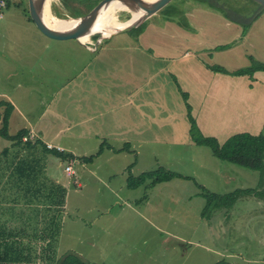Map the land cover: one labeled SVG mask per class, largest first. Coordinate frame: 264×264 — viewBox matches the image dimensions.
Instances as JSON below:
<instances>
[{
    "label": "crops",
    "instance_id": "0c3cea01",
    "mask_svg": "<svg viewBox=\"0 0 264 264\" xmlns=\"http://www.w3.org/2000/svg\"><path fill=\"white\" fill-rule=\"evenodd\" d=\"M59 1L65 9L61 0ZM99 1L95 0L94 6ZM185 1L194 5L193 8L189 10L182 6ZM234 1L219 0L218 5L224 8L230 4L229 15L205 2L181 0L171 6L169 2L166 6L170 7L171 12L166 10L168 13L164 16L162 13L165 6L137 26L139 28L135 27L129 32L116 33L99 41L96 34L83 42L74 39L81 53L86 51L93 56L89 61L81 59L64 65L60 59L47 62L39 60L52 44L65 43L71 38L50 37L26 17L30 21L29 25L32 24L38 32L29 33L25 37L26 44L22 49L26 51V56L19 60V66L37 74L46 72V67L49 66L56 75L55 79L63 84H60L54 95L45 100L44 108L37 114L25 112L19 107L26 101L25 92L17 93L15 98L2 92L1 96L6 99L0 100H6L13 106L9 123L15 114L18 115L16 117L21 122L19 124L22 128H27L32 140L38 138L48 147H60L73 154L76 161H79L74 153L76 147L73 143H63V137H76L83 142H89L85 141L88 139L97 140L100 152L92 160V165L106 173L96 172L95 168L89 166V174L97 177L103 174L97 181L106 185L109 184L105 182L106 177H113L111 181L116 182L111 184L118 187L115 190L117 199L124 202L129 199L128 193H134H125V189L136 191L142 186L129 187L128 177H137L157 169L161 164L158 160L162 145L168 151L177 152L174 147H189L191 153L196 152L198 144L190 135L187 103L200 134L214 137L219 144L236 133L264 134V70L234 75L238 69L251 65L250 57L264 63V54L263 57H258L245 48L250 46L257 47L258 50L264 49V9L255 18V14L242 18L241 6L234 4ZM244 25L247 26L245 31ZM225 54L228 57L224 61L218 60L219 55L224 57ZM227 60L232 62L228 63ZM70 67L71 72H75L73 76L68 74ZM219 67L224 71H218ZM35 68H40L42 72L38 73ZM19 88L18 83L17 89ZM194 98L195 103L192 102ZM21 114H25L27 119ZM101 138L103 139L100 140ZM128 152L134 155V160L126 155L130 154ZM182 157L193 161L192 154ZM170 158L176 160L179 156ZM154 159V163L146 164V160ZM221 161L224 162L222 166L217 164L215 167L216 171L219 167L222 168L217 171V176L224 182H236L237 177L241 176L239 170L226 165L228 161ZM139 163L140 168L136 171L135 167ZM163 166L168 168L167 165ZM250 171L247 173L253 183L245 184L253 186L259 183V174L255 170ZM99 172L101 173L98 175ZM184 176L188 178L174 177L154 185L148 182L152 186L150 190L157 189L155 194L163 188L175 190V181L180 183L193 178L190 175ZM55 182L59 183L58 180ZM77 185L80 186L81 183L77 182ZM3 186L2 184L1 188ZM67 190L68 186L63 210H67ZM146 190L148 192L147 188ZM180 196L186 202L194 201L201 215L206 204L203 190ZM9 198L7 201L19 205L14 201V196ZM4 200H1L2 207ZM9 208L12 213L6 212L4 207L0 208V238L9 232H17V237L20 238L19 226L24 220L19 219L20 212L13 207ZM128 212L135 215L144 213L139 209H128ZM61 213L63 217L68 215L64 211ZM29 240L22 237L23 242ZM32 242L36 245L41 240L32 239ZM2 252L1 247L0 257ZM37 260H31L30 264L39 263ZM39 260L46 264L45 260Z\"/></svg>",
    "mask_w": 264,
    "mask_h": 264
},
{
    "label": "rangeland",
    "instance_id": "374dc122",
    "mask_svg": "<svg viewBox=\"0 0 264 264\" xmlns=\"http://www.w3.org/2000/svg\"><path fill=\"white\" fill-rule=\"evenodd\" d=\"M178 1L181 0L168 3L171 6ZM235 3L241 6L242 18L251 17L262 8L261 4L253 0H235ZM183 5L189 10L194 6L189 1L183 2ZM47 7L55 17L74 18L62 7L59 0H50ZM168 9L172 11L169 6H166L162 14H167ZM27 11V0H0V99H6L1 96L2 92L13 98L17 93L25 92L26 101L19 107L25 112L31 111L30 113L37 114L44 108L45 100L54 95L63 83L55 79L56 75L49 66L46 67V72L35 68L42 74L31 73L19 66V60L26 56V51L22 49L26 44L25 37L29 33L38 32L31 23L29 25ZM130 16L131 13L127 10L117 12V19L121 22L128 20ZM79 48L74 39H68L65 43H54L39 61L60 59L64 65L81 59L82 61L91 60L93 55L86 51L81 53ZM245 48L250 54L263 57L264 49L258 50L257 47L250 46ZM80 53L82 55H79ZM226 57H228L226 54L224 57L219 55L218 60L224 61ZM227 62L232 61L227 60ZM68 74L71 76L75 74L74 70L71 72V67ZM18 83L19 89H17ZM30 84L32 86L29 87ZM192 102L195 103V98ZM2 110L3 106L0 107V113ZM16 116L18 115L15 114L9 123L8 130L11 134L22 128ZM21 116L27 119L25 114ZM26 138L24 137L23 140ZM85 141L89 142L79 141L76 137H63V143H73L76 147L74 153L79 158V161H76L75 159L62 160L51 152L41 151L40 148L37 150L33 148L36 152L29 154L24 145H14L13 142L0 136V208L4 207L6 212L12 213L9 207H13L20 212L19 219L25 221L19 226L24 232L20 231L23 237L29 240L39 228L47 233L51 231L49 209L47 206L44 208L43 205L45 194L52 183L49 178H52L53 182L58 180L60 185L68 186L69 192L67 210H63L68 215L63 217V213L60 212L56 218L54 248L58 256L73 251L93 264L103 262L109 264H264V168L257 171L259 183L252 186L245 184L253 183L247 173V171L251 172L250 169L226 162V165L238 169L241 173L236 182L231 184L217 176L220 167L218 166L217 171L215 167L217 164L222 166L223 161L215 157L209 147L197 145L196 152L192 153L189 147H174L177 152H180L177 153L174 150L168 151L167 147L162 145L158 160L161 164L158 168H164L163 165H167V170L190 175L193 178L180 183L175 181L177 182L175 187L173 186L175 190L163 188L158 194H155L157 189L150 190L152 186L148 182L151 179L144 178L138 182L142 185L140 189L124 190L125 193L134 192L128 193L129 199L124 202L117 199L115 190H118V187L111 184L116 182V180L111 181L113 177H106L105 182L109 183L107 185L97 181L98 177L103 175L99 174L105 172L92 165V160L99 151L97 148L99 142L93 139ZM5 147L8 149L6 154L2 153ZM93 154L95 156L91 161L86 162L82 159L84 156ZM189 154L193 155V161H187L182 157ZM32 155L38 158L35 163L36 176H19L14 169L15 165L25 157L31 159ZM126 155L130 156V160L135 159L131 153ZM171 156H179V159L176 158L179 161L170 158ZM172 160L176 162L173 163ZM155 161L156 159L146 160V164ZM4 163L9 166L7 167ZM66 165H71L72 173L68 174L64 170ZM89 166L95 168L96 172L101 171L98 177L89 174L91 172ZM137 168H140V163L135 167L136 171H138ZM77 182L81 185H77ZM2 184L4 186L1 188ZM239 188H253L254 191L234 195L235 200L228 207L210 210L203 208L201 215L194 201L186 202L180 196L199 189L225 194ZM120 194L123 193L120 192ZM11 196H14L18 206L7 201ZM2 199L6 200L3 202V207ZM128 209H139L144 213L135 215L129 213ZM37 262L42 264L40 260Z\"/></svg>",
    "mask_w": 264,
    "mask_h": 264
},
{
    "label": "trees",
    "instance_id": "16d2710c",
    "mask_svg": "<svg viewBox=\"0 0 264 264\" xmlns=\"http://www.w3.org/2000/svg\"><path fill=\"white\" fill-rule=\"evenodd\" d=\"M194 1L205 2L212 7H218V9H222L225 15H229L230 13V8H228L230 7V4L227 8H224L221 5H218L219 0ZM61 2L69 14L74 17L87 13L96 3L95 0H61ZM263 9L264 6H262L259 11L254 13L255 15L253 18H255V16ZM28 18L32 21L29 16ZM246 27L247 26L244 25V31L246 30ZM250 60L251 65L249 67L238 69L234 72V75L244 73L252 74L254 71L264 70V63L258 62L253 57H250ZM217 69L218 71H224L220 67ZM184 98L186 99L185 95ZM2 106L3 110L0 113V136L2 138L13 142L14 145H24L28 149L29 154L35 153L36 150L40 148L41 151L51 152L62 160H70L74 158L73 154L60 150L56 147H48L38 138L32 140L31 137L29 138L27 128H21L14 134H10L8 130L9 118L13 106L6 100H0V107ZM186 108L188 112V120L190 122V135L196 144L208 146L213 155L221 160L235 163L255 171L262 170L264 168V134L260 133L258 135H253L247 132L236 133L230 136L223 144H219L214 137H204L200 134L195 120L190 114V105L188 103L186 104ZM24 137H27L26 140H23ZM33 148H36V150ZM7 150V147L3 148L2 153L6 154ZM99 152L100 150L97 153ZM94 156L95 154L84 156L82 159L88 162L91 161ZM37 159L38 158L36 157L34 158V155H32L31 159L30 157H25L23 160L20 159L14 169L19 173V176L31 177V175H33V177H35V163ZM174 177L188 178L183 174L172 172L164 168H158L153 171L144 172L142 175L137 177L129 176L128 185L129 187H135L139 185L140 183L138 182L144 178H150V184H156ZM49 179L52 183L48 187V192L45 194L44 205L43 203L40 204L43 205L44 208L47 206L49 209V215L51 216V231L47 233L44 229H38L35 233H33L32 238H30L28 242L22 241L23 236L21 234V237L18 238L17 232L4 234V236L0 238V248H3V252L0 257V264H30L31 260L37 259H41V261L45 260L46 264H93L84 260L81 255L73 251L61 254L60 256L57 255V251L54 248V236L57 229L56 218L58 214L63 211L65 206L66 187L60 185V183L53 182L52 178ZM252 191H254L253 188H239L232 192L218 194L203 189V195L206 198L204 209L210 210L211 208L228 207L234 202V195L236 196L237 194L243 192L251 193ZM42 221L44 222V220ZM24 223L25 221L22 224ZM20 231L24 233L22 229H20ZM32 239L41 240V242L34 245Z\"/></svg>",
    "mask_w": 264,
    "mask_h": 264
},
{
    "label": "water",
    "instance_id": "95a60500",
    "mask_svg": "<svg viewBox=\"0 0 264 264\" xmlns=\"http://www.w3.org/2000/svg\"><path fill=\"white\" fill-rule=\"evenodd\" d=\"M27 1L29 16L43 33L53 38H71L81 42V38L86 36L90 37L91 35L99 34V41V39L109 38L113 34L129 31L139 26L150 16L157 13L170 0H100L86 14L72 18V20L76 21L73 26L68 25L62 28L54 27V25L52 26L45 21L42 13V0ZM113 1H118L124 5L128 9L127 11H130V13L131 11H139L140 14L126 26L114 30L108 34H100L97 31L98 17L100 13ZM253 1L264 6V0Z\"/></svg>",
    "mask_w": 264,
    "mask_h": 264
},
{
    "label": "bare ground",
    "instance_id": "6f19581e",
    "mask_svg": "<svg viewBox=\"0 0 264 264\" xmlns=\"http://www.w3.org/2000/svg\"><path fill=\"white\" fill-rule=\"evenodd\" d=\"M50 0H42L41 6H42V13L45 21L50 24L54 25V27L62 28L65 26H73V24L76 22L72 19H62L55 17L52 12L48 9V4ZM153 1V0H148ZM119 10H128L124 5L119 3L118 1L111 2L108 7H106L99 15L97 20V31L100 34H108L114 30H117L119 28H122L126 26L129 22L134 20L140 13L139 11H131V16L126 21H119L117 19V12ZM89 37H83L81 38L82 41H87Z\"/></svg>",
    "mask_w": 264,
    "mask_h": 264
},
{
    "label": "built area",
    "instance_id": "2783aa9c",
    "mask_svg": "<svg viewBox=\"0 0 264 264\" xmlns=\"http://www.w3.org/2000/svg\"><path fill=\"white\" fill-rule=\"evenodd\" d=\"M50 147V146H49ZM58 149L61 150V148L59 147ZM65 171L70 174L71 173V165H66Z\"/></svg>",
    "mask_w": 264,
    "mask_h": 264
}]
</instances>
